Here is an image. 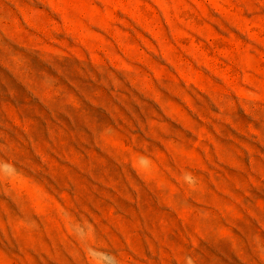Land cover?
I'll use <instances>...</instances> for the list:
<instances>
[{"label":"rangeland","instance_id":"rangeland-1","mask_svg":"<svg viewBox=\"0 0 264 264\" xmlns=\"http://www.w3.org/2000/svg\"><path fill=\"white\" fill-rule=\"evenodd\" d=\"M0 264H264V0H0Z\"/></svg>","mask_w":264,"mask_h":264}]
</instances>
